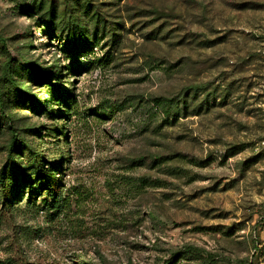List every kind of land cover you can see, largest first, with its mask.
Returning a JSON list of instances; mask_svg holds the SVG:
<instances>
[{
    "label": "rangeland",
    "instance_id": "rangeland-1",
    "mask_svg": "<svg viewBox=\"0 0 264 264\" xmlns=\"http://www.w3.org/2000/svg\"><path fill=\"white\" fill-rule=\"evenodd\" d=\"M0 178V264H264V0H0Z\"/></svg>",
    "mask_w": 264,
    "mask_h": 264
},
{
    "label": "trees",
    "instance_id": "trees-1",
    "mask_svg": "<svg viewBox=\"0 0 264 264\" xmlns=\"http://www.w3.org/2000/svg\"><path fill=\"white\" fill-rule=\"evenodd\" d=\"M166 113H167V115H169V113H170V111H169V109L166 111ZM10 131H11V133H12V135H13V138H12V144H15L16 143V140L18 141V137H17V132H16V130L14 129V128H10ZM10 156H11V152H10ZM37 175H39L38 177H40V178H42L43 176H44V171H43V169L41 168L40 170H39V172L37 173ZM3 178V177H2ZM2 178H0V181L2 182V185L3 186H5V180H3ZM49 189V188H48Z\"/></svg>",
    "mask_w": 264,
    "mask_h": 264
},
{
    "label": "built area",
    "instance_id": "built-area-1",
    "mask_svg": "<svg viewBox=\"0 0 264 264\" xmlns=\"http://www.w3.org/2000/svg\"><path fill=\"white\" fill-rule=\"evenodd\" d=\"M264 223V222H263Z\"/></svg>",
    "mask_w": 264,
    "mask_h": 264
}]
</instances>
